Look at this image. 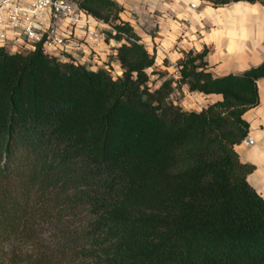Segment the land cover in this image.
Here are the masks:
<instances>
[{
    "label": "trees",
    "instance_id": "trees-1",
    "mask_svg": "<svg viewBox=\"0 0 264 264\" xmlns=\"http://www.w3.org/2000/svg\"><path fill=\"white\" fill-rule=\"evenodd\" d=\"M81 6L128 41L121 76L0 48V264H264V198L235 149L264 62L215 77L208 51H189L153 88L156 55L124 8ZM183 87L222 100L185 110Z\"/></svg>",
    "mask_w": 264,
    "mask_h": 264
},
{
    "label": "crops",
    "instance_id": "crops-1",
    "mask_svg": "<svg viewBox=\"0 0 264 264\" xmlns=\"http://www.w3.org/2000/svg\"><path fill=\"white\" fill-rule=\"evenodd\" d=\"M115 1L124 8L121 20L130 23L149 52L156 55L151 73H174V77L178 62L187 52L205 49L207 70L215 77L241 73L264 62L263 4L240 1L215 7L205 0ZM116 54L114 47L102 44L98 54L85 58L95 70L108 61L121 69ZM258 87L259 105L244 115L254 144L241 143L235 149L243 163L255 166L248 182L264 198V78ZM200 97L209 104L222 100L216 94L200 93Z\"/></svg>",
    "mask_w": 264,
    "mask_h": 264
},
{
    "label": "built area",
    "instance_id": "built-area-1",
    "mask_svg": "<svg viewBox=\"0 0 264 264\" xmlns=\"http://www.w3.org/2000/svg\"><path fill=\"white\" fill-rule=\"evenodd\" d=\"M81 1L0 0V48L12 54H26L40 47L46 55L97 71L89 66L86 55L98 54L102 44L117 48L128 41L118 44L110 37L116 34L114 27L81 6ZM191 8L195 5L191 4ZM103 68L115 77L123 73L109 61ZM179 70L177 67L173 77L176 81L181 78ZM187 94L193 101L200 99V93ZM242 143L250 146L254 140L247 136Z\"/></svg>",
    "mask_w": 264,
    "mask_h": 264
},
{
    "label": "rangeland",
    "instance_id": "rangeland-1",
    "mask_svg": "<svg viewBox=\"0 0 264 264\" xmlns=\"http://www.w3.org/2000/svg\"><path fill=\"white\" fill-rule=\"evenodd\" d=\"M117 43L119 44V42ZM148 73L151 75V85L153 88L159 87L162 81L171 78L174 75V73L170 75L163 73V76L157 74L153 76L150 70H148ZM187 91L188 89L186 87H183L182 90H178L171 96V100H173L175 104L181 105L185 110L189 111H201L209 105L207 100H205L203 97H200L199 101H193L187 94Z\"/></svg>",
    "mask_w": 264,
    "mask_h": 264
}]
</instances>
